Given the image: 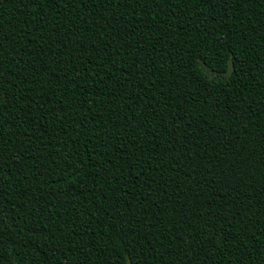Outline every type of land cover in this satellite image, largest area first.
Listing matches in <instances>:
<instances>
[{
	"label": "trees",
	"instance_id": "trees-1",
	"mask_svg": "<svg viewBox=\"0 0 264 264\" xmlns=\"http://www.w3.org/2000/svg\"><path fill=\"white\" fill-rule=\"evenodd\" d=\"M0 264H264V0H0Z\"/></svg>",
	"mask_w": 264,
	"mask_h": 264
}]
</instances>
